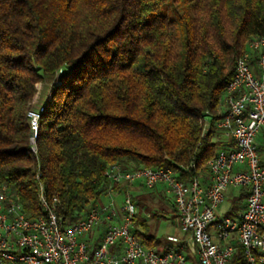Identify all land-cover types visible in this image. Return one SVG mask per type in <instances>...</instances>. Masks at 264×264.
I'll return each mask as SVG.
<instances>
[{
  "label": "trees",
  "instance_id": "trees-1",
  "mask_svg": "<svg viewBox=\"0 0 264 264\" xmlns=\"http://www.w3.org/2000/svg\"><path fill=\"white\" fill-rule=\"evenodd\" d=\"M260 38L264 0H0V187L37 217L39 173L69 225L129 193L107 178L112 165L190 180L222 144L226 86ZM38 103L35 158L27 113ZM129 194L136 238L171 248Z\"/></svg>",
  "mask_w": 264,
  "mask_h": 264
},
{
  "label": "built area",
  "instance_id": "built-area-1",
  "mask_svg": "<svg viewBox=\"0 0 264 264\" xmlns=\"http://www.w3.org/2000/svg\"><path fill=\"white\" fill-rule=\"evenodd\" d=\"M257 73L250 54L238 57L226 86L229 103L215 128L221 146L203 169L187 181L170 168L122 170L110 166L106 176L119 186L141 182L146 189L162 186L175 207L177 231L164 236L172 247H145L134 234L138 205L129 193L121 203L112 198L90 207L64 225L58 200L48 195L36 174L42 214L27 215L22 205L0 187V264H264V149L256 136L264 128V38L253 40ZM38 94L35 96L37 102ZM28 110L29 154L36 158L40 112ZM209 127L205 123L204 131ZM235 189L245 194L236 209ZM228 215L219 214L225 200Z\"/></svg>",
  "mask_w": 264,
  "mask_h": 264
},
{
  "label": "rangeland",
  "instance_id": "rangeland-1",
  "mask_svg": "<svg viewBox=\"0 0 264 264\" xmlns=\"http://www.w3.org/2000/svg\"><path fill=\"white\" fill-rule=\"evenodd\" d=\"M41 88V85H38V89ZM229 103V100L225 101L223 105V109L227 108V105ZM209 120V117H206V121ZM208 127V126H206ZM262 130V129H261ZM260 130V131H261ZM261 136V135H259ZM219 137V136H218ZM258 140L260 141L261 138L259 137ZM134 191L138 192V196L142 197V213L145 217L148 218V224L151 225V231L154 232V234L157 237L161 236H168L173 235L177 231V219L172 212V199L170 195L165 196V194H162V197H154L151 194L136 188ZM130 192V191H129ZM236 195H238L241 192V189H235ZM123 193H117V195L112 198H116L115 201L118 203H121ZM109 196H104L102 198V202H106L109 200ZM238 198V196H237ZM230 200L226 199L222 207L219 209V214L222 215H228L229 213H226L225 206L230 205ZM236 209H242L243 208V199H237L235 201ZM153 213L155 215L153 216Z\"/></svg>",
  "mask_w": 264,
  "mask_h": 264
},
{
  "label": "crops",
  "instance_id": "crops-1",
  "mask_svg": "<svg viewBox=\"0 0 264 264\" xmlns=\"http://www.w3.org/2000/svg\"><path fill=\"white\" fill-rule=\"evenodd\" d=\"M256 56V55H255ZM254 55H250V65L252 67V70L257 73V66H256V58H255ZM261 135V136H259ZM261 138V140L259 141L258 138ZM256 145L259 149H264V128L257 134L256 136ZM123 186H126L127 189L130 191L129 193L131 194H135V195H138L139 193L134 191L136 188L138 189H141L149 194H151L152 196H156V197H159L161 198L162 197V194H165V196H167L168 194L165 192L164 188L162 186H156L154 187L153 189L149 190V189H146L143 184L141 182H134L132 184H129V185H123ZM173 208H174V205L172 204L171 205ZM174 215H175V212H173ZM176 216V215H175Z\"/></svg>",
  "mask_w": 264,
  "mask_h": 264
}]
</instances>
